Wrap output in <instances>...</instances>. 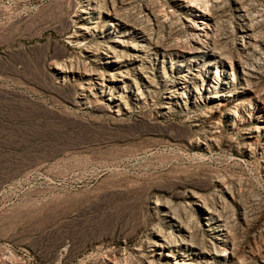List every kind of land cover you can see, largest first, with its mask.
<instances>
[{
  "label": "rangeland",
  "instance_id": "1",
  "mask_svg": "<svg viewBox=\"0 0 264 264\" xmlns=\"http://www.w3.org/2000/svg\"><path fill=\"white\" fill-rule=\"evenodd\" d=\"M97 1L0 0V264H264V0ZM142 37L94 90L86 52Z\"/></svg>",
  "mask_w": 264,
  "mask_h": 264
},
{
  "label": "bare ground",
  "instance_id": "2",
  "mask_svg": "<svg viewBox=\"0 0 264 264\" xmlns=\"http://www.w3.org/2000/svg\"><path fill=\"white\" fill-rule=\"evenodd\" d=\"M179 2V0H174V2ZM181 1V0H180ZM188 1V0H187ZM79 2L84 4V7L81 9V11H77L79 12L77 18H79V20H82V23L84 21H87L90 19H93V16H97V19L101 18L102 15V11H100L98 8V1L97 0H79ZM198 2V1H197ZM188 5V4H187ZM113 7V6H112ZM104 13V12H103ZM110 13V12H109ZM200 13V12H199ZM111 20L109 21L110 27H114L115 25L117 26H121L123 28L127 27L130 28V26L128 27L126 24L122 25V23H120V21L117 20V18L112 17L111 15L107 14ZM77 16V15H76ZM205 16V14L201 11L200 16L198 17H202ZM75 18V17H74ZM76 18V19H77ZM188 20V19H187ZM203 21H200L199 25L197 24H192L188 21H186V23L184 24V28L190 33V35L192 36V48L190 49V51L192 52V54H199L202 55V57L204 56H214V59L211 61L212 65H216V64H221L222 61L225 60V58L220 57L219 54H215L213 53L211 50H208V48H206V44H203L201 38L206 39V37L208 36V32L206 31L208 27V23L205 22L204 20L206 19H202ZM99 22V21H98ZM97 23V22H96ZM94 23V24H96ZM195 23V22H194ZM86 24V23H83ZM87 25V24H86ZM93 27H87V26H81L80 28L77 27V30L74 31L69 37H68V44H77L79 42L80 39H83L92 29L94 30V25H92ZM133 29V28H131ZM136 30V29H135ZM130 31V30H129ZM133 32L134 29H133ZM129 33V32H128ZM131 33V32H130ZM136 33V32H135ZM142 33V32H141ZM146 36V35H145ZM190 36V37H191ZM241 37V36H240ZM243 37V36H242ZM86 38V37H85ZM115 38V37H114ZM113 38V39H114ZM122 38V37H121ZM129 38V37H128ZM124 39V38H123ZM190 39V38H189ZM244 39V44H246L247 46L251 45L252 43V37L249 35H245L243 37ZM151 40V39H150ZM148 42L144 37H142V41H141V45H131L128 44L126 41L123 40H115L113 41L111 46H105L103 48H101V50L97 53H93V52H89L87 51L86 53L88 54V58H92L93 59H99V61L102 62V65L105 66V70H107V72H109L110 74H106L108 77L107 78H102V77H97L95 79V82L92 85V88L94 90H98L100 92H103L104 90L108 89L109 86L113 83L115 84L116 82H125L126 79H128V73L127 75L124 74V70L120 71V65L121 63L125 62L124 57L122 56L124 53H128L130 54V56L132 58H134L137 61L142 62L144 60V56H146L145 54L147 53V51L151 48H149L148 50H146V43ZM80 43V42H79ZM153 43V42H152ZM144 44V45H143ZM151 44V42H150ZM154 44V43H153ZM253 44V43H252ZM150 46V45H149ZM151 47V46H150ZM242 47L244 49V45L242 44ZM155 49H157V47H154ZM242 49V48H241ZM248 49V48H247ZM253 50V49H252ZM163 51V50H162ZM166 51V50H165ZM168 51V50H167ZM249 51V50H248ZM247 51V52H248ZM255 51V50H254ZM244 52V51H242ZM211 54V55H210ZM148 56V55H147ZM224 56V55H223ZM146 58V57H145ZM130 59V58H129ZM129 61V60H127ZM65 62V60H64ZM71 62V61H70ZM95 62V61H94ZM63 63V62H62ZM61 63V64H62ZM54 64V63H53ZM52 64V65H53ZM60 64V63H59ZM58 64V65H59ZM60 64V65H61ZM127 64V63H126ZM55 65V64H54ZM52 66L53 70L55 71V73L58 75L57 78L65 81L68 80L70 78H77L80 79L81 77V72H78L77 70H74L72 67L67 65H62V66ZM101 65V64H100ZM132 65V64H131ZM72 66V65H71ZM125 66V64H124ZM123 66V67H124ZM242 66V65H241ZM130 67V66H129ZM75 68V67H74ZM128 68V66H127ZM138 68V67H137ZM144 69V68H143ZM243 69V68H242ZM142 71V70H141ZM85 77V80L87 81V83H85L87 85V87H89L90 83V75L83 73ZM130 74V73H129ZM141 74V73H140ZM133 75V74H132ZM137 75V74H136ZM94 76V75H92ZM93 78V77H92ZM147 78V77H146ZM187 78V77H186ZM185 78V79H186ZM145 79V77H144ZM82 80V79H81ZM182 82H178L176 85V91L179 90V93L181 94L183 91V85L185 86V82L187 83V81H184V77L182 79H180ZM83 81V80H82ZM120 84V83H119ZM126 84V83H125ZM181 86V87H178ZM187 86V85H186ZM185 86V87H186ZM85 87V86H84ZM175 88V87H174ZM84 89V88H83ZM87 89V88H85ZM90 89V88H89ZM82 90V89H81ZM90 91V90H89ZM99 92V93H100ZM170 93V92H169ZM179 93H176V95H179ZM139 95V94H138ZM178 97V96H177ZM173 97H169L167 98L168 101H172ZM116 100V99H113ZM119 100V99H118ZM167 101V102H168ZM169 104V103H168ZM171 104V102H170ZM169 104V105H170ZM165 108V107H164ZM165 109H168L167 107ZM159 245V244H158ZM159 248H164V246L162 244H160L158 246Z\"/></svg>",
  "mask_w": 264,
  "mask_h": 264
}]
</instances>
